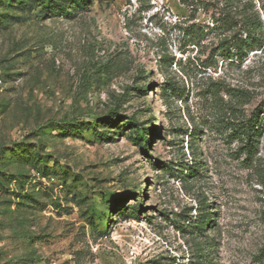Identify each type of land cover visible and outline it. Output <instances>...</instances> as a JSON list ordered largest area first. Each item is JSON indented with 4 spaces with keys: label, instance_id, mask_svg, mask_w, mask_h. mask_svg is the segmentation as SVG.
Segmentation results:
<instances>
[{
    "label": "rangeland",
    "instance_id": "rangeland-1",
    "mask_svg": "<svg viewBox=\"0 0 264 264\" xmlns=\"http://www.w3.org/2000/svg\"><path fill=\"white\" fill-rule=\"evenodd\" d=\"M194 1H0V264H264V46Z\"/></svg>",
    "mask_w": 264,
    "mask_h": 264
},
{
    "label": "trees",
    "instance_id": "trees-1",
    "mask_svg": "<svg viewBox=\"0 0 264 264\" xmlns=\"http://www.w3.org/2000/svg\"><path fill=\"white\" fill-rule=\"evenodd\" d=\"M1 1V0H0ZM20 4L22 11L31 10L34 6L42 7L43 12L49 14H63L67 18H73L75 11L85 9L87 0H9ZM195 4L200 0L194 1ZM222 4L221 13L215 17L216 27L225 28L230 32V38L226 45H223L222 54L228 58L237 57L244 60L251 51L262 49L264 46V23L259 12L254 11V0H214ZM10 6L15 4L8 3ZM194 4V5H195ZM207 3H205L206 5ZM195 8V6H194ZM4 19H0L3 21ZM194 29V28H192ZM170 87L176 88L174 83ZM262 110V111H260ZM264 107L254 111L247 120L243 121L235 130L239 131L242 141L241 148L252 159L259 149V140L264 134ZM199 162H193L189 166L190 177L200 173ZM199 218H196V221ZM212 219L200 218L201 226H209Z\"/></svg>",
    "mask_w": 264,
    "mask_h": 264
}]
</instances>
